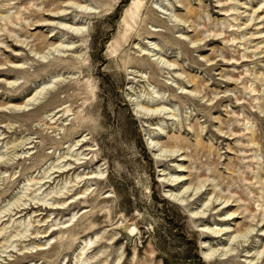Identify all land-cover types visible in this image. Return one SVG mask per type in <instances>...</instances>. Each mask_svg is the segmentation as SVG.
I'll list each match as a JSON object with an SVG mask.
<instances>
[{"label":"rangeland","instance_id":"1","mask_svg":"<svg viewBox=\"0 0 264 264\" xmlns=\"http://www.w3.org/2000/svg\"><path fill=\"white\" fill-rule=\"evenodd\" d=\"M263 24L264 0H0V264H264Z\"/></svg>","mask_w":264,"mask_h":264},{"label":"bare ground","instance_id":"2","mask_svg":"<svg viewBox=\"0 0 264 264\" xmlns=\"http://www.w3.org/2000/svg\"><path fill=\"white\" fill-rule=\"evenodd\" d=\"M80 2H78V3H76V5L77 4H79ZM68 4H73V3H71V2H68ZM75 6V5H74ZM79 5H77L76 7H78ZM80 7V6H79ZM235 10V9H234ZM233 10V11H234ZM65 10H62L61 9V7L59 6L56 10H55V12H52V13H50V14H52V15H47L49 18H51L50 20H45V19H38L36 22H32V23H30L29 25H27L28 27L29 26H35V24H38V26H39V24L40 23H52L54 20H59V19H61L64 15H62V12H64ZM220 11H223V12H226V13H228V10L227 9H221ZM37 13L39 12V11H36ZM82 12H85V11H82ZM255 12V11H254ZM254 12H253V14H254ZM188 13H192V11L191 10H189V12ZM252 14V15H253ZM43 15V14H42ZM252 15H250L249 17H248V19L246 20V22H248V23H250V22H254L256 19H260V17H256V18H253L252 17ZM226 20V19H225ZM225 23V22H224ZM224 23H223V25H224ZM80 25V24H79ZM264 25V24H263ZM37 26V27H38ZM60 26V25H59ZM62 26V25H61ZM76 26V25H75ZM256 26H258V25H256ZM230 27V26H229ZM61 30H63V28H60ZM77 30H80V28H77V29H74V31H72V32H68V31H66V33H70V34H74L73 32H77ZM263 34V31L262 32H255L252 36H255V35H258V36H261ZM222 35V33L220 32V33H214V35H213V37H220ZM213 39H211V41H212ZM233 40L234 39H232L231 40V42H233ZM18 42H20V41H18ZM195 42H201V40H199V39H196L195 41H191V43L193 44V43H195ZM65 44V42H62L61 41V44H50L49 46H51L53 49H54V51H59V48H64L65 46H63L64 44ZM23 44V43H22ZM138 44H135V46H137ZM50 47V48H51ZM73 47H72V43H70V45L69 46H66V49H65V51H67V50H70V49H72ZM137 48V47H136ZM249 47H247V48H245L244 50H245V54L241 57V59L243 60V59H247L248 61H250V62H253V58H254V56L255 55H257V54H264V51H263V48H264V40H262L260 43H257L253 48H254V51H253V53H250V54H247V49H248ZM258 49H261V51H259V53H257V50ZM62 49H60V51H61ZM149 50V48L147 47V49H143V48H141L140 49V51H139V54L142 56V57H144V56H149L148 55V51ZM224 60H226L225 58H224ZM247 60L245 61V62H247ZM230 61V60H229ZM237 61V60H236ZM244 61H242V63H243ZM221 77H223L222 75H220ZM141 77V76H140ZM226 80H229V79H227L226 78ZM198 82V81H197ZM197 82H195V80L193 79V78H189L188 79V83H190L191 84V86L190 87H193V91H196V92H199L200 90H199V86H198V83ZM229 82V81H228ZM229 84V83H228ZM181 89V88H180ZM251 92H254V91H256L255 89H251L250 90ZM228 92V91H227ZM229 92H231V91H229ZM41 94V91L39 90V91H36V94L32 97V98H29L23 105H22V107H24V108H26V107H28L29 105H32L33 104V102L38 98V96ZM192 93H190V95H191ZM188 96V95H187ZM21 107V106H20ZM21 107V108H22ZM161 107V106H160ZM160 107H158V108H156L155 110H160L161 108ZM142 108V107H141ZM147 112H148V108L147 107H143ZM160 108V109H159ZM143 109V110H144ZM260 110V109H259ZM25 111V110H24ZM144 112V111H143ZM152 112V111H151ZM153 112H155L154 110H153ZM261 112H264L263 110L261 111ZM138 113V112H137ZM146 113V112H145ZM162 113V112H161ZM147 114V113H146ZM156 114V113H155ZM157 115V114H156ZM143 116H148V115H143ZM152 119V118H151ZM216 120H218L217 118H216ZM218 131H219V133L220 134H223L222 133V131H221V129H218ZM230 132V131H229ZM230 133H232V132H230ZM198 137H200V135H196V138H198ZM80 141H82L81 139L80 140H78V141H76V144H78ZM251 143L253 144V141H251ZM76 144H74L73 146H76ZM150 146L152 145V148H155L157 145H155V143H153V142H151L150 144H149ZM199 145H201V143L199 144ZM83 146V144L80 146V147H82ZM32 147H30V148H28V149H31ZM182 149H184V147L182 148ZM227 149H228V147H227ZM151 150V149H150ZM181 150V148H178L177 146H173V147H170L169 148V150H164V153L166 152V154H167V152H168V155H162V156H167V157H173L174 156V154L175 153H177V152H179ZM230 150V149H229ZM157 152H158V150H157ZM159 152H161L160 150H159ZM26 154H28V153H26ZM183 154H180L179 156L177 155L176 157H174V160L177 158V157H181ZM160 157V156H159ZM76 160H79V159H76ZM183 160V159H182ZM178 162H181V161H179L178 160ZM55 168V167H54ZM57 169H56V171H54L52 174H55L56 176L55 177H60L62 174H64L65 172H68V171H70L71 169L70 168H68V169H66L67 167L64 165L63 167H60V166H57L56 167ZM177 168H179L180 169V171H178V173H179V175L177 176V177H175V178H173L172 180H170V179H168L167 180V182H169V183H171L170 185H168V187H173V186H175V185H172V184H174V183H177V184H180L181 182H183V181H185V180H187V179H185V177L182 175V173H186V172H184V167L183 166H181V165H178L177 166ZM183 168V169H182ZM93 174V173H92ZM94 174H95V172H94ZM93 176V175H92ZM47 178H50V176L49 177H47ZM45 183H48V182H45ZM44 183V184H45ZM88 189H86V191H87ZM186 190H188V187L187 188H185L184 189V191L183 192H181V193H178V195L179 194H183V193H185L186 192ZM196 190H199V188H196ZM195 192V191H194ZM59 193H62V191H59ZM85 192H83V194H84ZM187 193V192H186ZM50 194V193H49ZM193 197V196H192ZM73 198V197H72ZM72 198H70V199H72ZM169 198H172V200H178V201H180V202H183L184 200H183V197H181L180 199H178V196L177 195H175V194H173V193H170V197ZM67 200H69V198H67L66 200H62V199H60V201H58V202H56L55 204L57 205V204H59V205H64L66 202H67ZM228 201H229V199H227V200H225V202H223V203H228ZM222 203V204H223ZM37 205V204H36ZM54 206V204H52V207ZM29 207H30V211L32 210V209H34V207H32L31 206V204H29ZM42 207V205H39L38 207H37V209H39V208H41ZM51 207V209H49V210H59V209H57V208H55V209H53ZM45 209H47V207H45ZM28 210V207H24V208H22V209H20L19 211H17L16 212V214L18 213V214H22L24 211H27ZM5 212V211H4ZM29 212V211H28ZM32 213H34V212H32ZM192 214L193 215H197V214H199V212H192ZM200 214H204V213H200ZM234 215H239L238 213H237V210L236 211H234V212H232V213H227L226 215H224V219L225 218H227V217H231V216H234ZM5 217V216H4ZM20 217V216H19ZM74 217V216H73ZM72 217V218H73ZM254 217V216H253ZM264 220V218L263 219H261V221H260V223H262V221ZM69 222V221H68ZM32 223V222H31ZM2 225V224H1ZM214 225H212V226H210V227H208L207 225L205 226V227H203V229L204 230H206V231H209L210 233H211V235H213L214 237H212L213 239L214 238H217V236L221 233V232H225L224 234H226L228 231L226 230L225 231V228H219L218 230H215L214 229V227H213ZM253 227H257V224L256 225H254ZM226 229H228V227L226 228ZM2 230H4L3 228L1 229V231ZM254 230V228H248V230L246 231V233H244V235H247L248 233H250V232H252ZM236 231H239V229L238 230H236ZM261 231V233L262 234H264V230H260ZM31 234H34V233H31ZM37 234V233H36ZM45 234V237H43V238H48V240L47 241H49V239L51 238V236L53 235V233H51L49 236H47V232H45L44 233ZM227 235V234H226ZM206 241H204V242H202V245H206ZM38 246H41V245H38ZM207 246H204V247H202L203 248V250L206 248ZM86 248H88V245L86 244L85 245V247L83 248V249H81V252H84L85 250H86ZM4 253V252H3ZM215 252H214V250L213 249H210V248H208V249H206V251H204L203 252V255H204V257L205 258H208V257H212L213 256V254H214ZM87 261V260H86Z\"/></svg>","mask_w":264,"mask_h":264}]
</instances>
